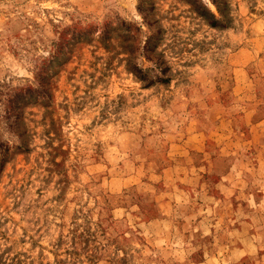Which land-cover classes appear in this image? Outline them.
I'll use <instances>...</instances> for the list:
<instances>
[{"label": "rangeland", "instance_id": "rangeland-1", "mask_svg": "<svg viewBox=\"0 0 264 264\" xmlns=\"http://www.w3.org/2000/svg\"><path fill=\"white\" fill-rule=\"evenodd\" d=\"M0 264H264V0H0Z\"/></svg>", "mask_w": 264, "mask_h": 264}, {"label": "trees", "instance_id": "trees-1", "mask_svg": "<svg viewBox=\"0 0 264 264\" xmlns=\"http://www.w3.org/2000/svg\"><path fill=\"white\" fill-rule=\"evenodd\" d=\"M217 21V19H214V22H216ZM150 37L147 39V41H146V44H145V46L143 47L144 48V51L146 52V51H148L149 49H150ZM156 65H157V67H159V75H154L157 79H159V81H161V82H167V80H168V78L167 77H165V78H162L161 77V75H164L165 74V71H166V67H161L160 66V63H158V62H156ZM132 69H133V71L135 72V74H136V76H137V78L139 79V80H141L142 82H144V85L145 86H148V85H151V84H153L154 83V79L152 78V76H149L148 75V70L147 69H144V68H142V67H140V66H138L137 64H135L133 67H132ZM161 74V75H160ZM156 79V80H157ZM46 96H48L47 95V93H46ZM8 149V147L6 146V148H5V150H4V154H5V151ZM3 154V155H4Z\"/></svg>", "mask_w": 264, "mask_h": 264}]
</instances>
